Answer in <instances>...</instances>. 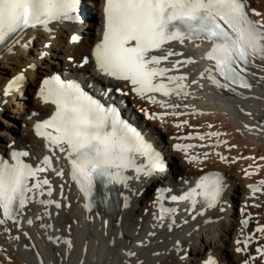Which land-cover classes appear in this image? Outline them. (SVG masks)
Listing matches in <instances>:
<instances>
[{"label":"bare ground","instance_id":"1","mask_svg":"<svg viewBox=\"0 0 264 264\" xmlns=\"http://www.w3.org/2000/svg\"><path fill=\"white\" fill-rule=\"evenodd\" d=\"M246 3L253 20H264V15H252L253 9L264 14V0ZM103 6L104 0H81L77 22L52 23L51 31L29 28L12 52H0V157L10 159L11 152L19 151L40 162L49 153L54 159L51 169L63 171L62 177L51 169L45 171L41 180L50 181L52 195H47L48 186H44L45 195L28 202L16 218L18 225L12 220L0 225V264H207L209 260L264 264L257 251L264 249V232L258 231L264 228V80L257 79L251 89L238 87L237 93L243 95L217 89L206 72L211 67L216 74L214 64L206 60L212 45L173 41L165 48L183 55L170 57L167 67L172 68L171 61L177 59L194 61L172 72L187 77L188 95L141 98L130 82L106 76L96 65L94 51L104 33ZM256 65L251 71L264 76V61L257 60ZM55 73L77 77L88 88L117 98L118 104L125 101L122 114L143 131L164 169L105 190L107 203L89 210L80 185L71 179L67 152L50 149L47 139L35 130L37 123L50 119L55 111V105L40 96L43 78ZM19 74L24 75L21 86L5 95ZM217 79L223 82L218 75ZM117 89L126 95L116 96ZM160 101L180 107H163ZM147 112L157 118L147 119ZM212 132L220 135L209 136ZM177 144L195 146L181 151L175 148ZM221 155L227 159L221 160ZM190 156H198L201 162H190ZM137 163L146 160L138 157ZM207 173L223 177L224 191L216 207L201 212L199 203L195 211L187 204L175 217L159 218L160 204L167 208V199L157 202L158 188L167 189L168 196L180 195ZM126 175L136 174L129 170ZM250 186L261 191L253 193ZM96 193L100 201L99 183ZM41 200L56 201L61 207L41 204ZM129 251L135 255L129 257Z\"/></svg>","mask_w":264,"mask_h":264},{"label":"snow or ice","instance_id":"2","mask_svg":"<svg viewBox=\"0 0 264 264\" xmlns=\"http://www.w3.org/2000/svg\"><path fill=\"white\" fill-rule=\"evenodd\" d=\"M104 4L103 39L94 51L96 65L104 75L130 82L133 91L141 98L154 92L164 96L173 92L185 97L188 95L184 83L187 77L167 74L182 64L194 61L191 58L183 61L177 59L171 61L172 68L160 66L162 61H169L172 56L183 55L165 48L173 41L181 45L186 40L212 44L206 58L214 61L216 74H213L211 67L206 72L207 78L218 89L243 95L237 93V87L251 89L257 79L264 80V76L257 77L251 71L257 67V60L264 61V20H253L249 16L246 0H104ZM80 8L81 0H0V52H12L29 28L51 31L49 25L52 23L77 22ZM252 15L260 17L264 14L253 9ZM72 39L75 41L77 37ZM196 46L199 47V44ZM156 51H162L163 54H151ZM83 63H88L87 57ZM217 75L223 82L217 79ZM157 77H166L169 83L162 80L155 82ZM23 80V75L14 77L4 94L18 89ZM192 83L198 82L193 80ZM169 84L173 87H169ZM40 96L45 103L55 105V112L50 119L35 125L36 134L47 139L50 149L58 147L61 152H67L71 163V179L80 185L88 198L86 207L89 210L96 202L97 183L101 187L100 202L106 204L108 197L105 190L116 185L125 186L133 178L151 177L164 169L161 157L135 128L120 118L115 107H106L77 83L66 82L59 77L45 79ZM147 99L157 103L151 96H147ZM159 103L163 107H180L163 101ZM155 118V114L149 116V119ZM44 129H53L55 134L42 131ZM208 135L220 134L212 132ZM199 138L204 139L203 136ZM190 147L193 146L175 145L181 151ZM27 155L13 151L10 159L0 157V213L3 217L0 218V225H4L6 220L18 225L16 218L22 214L28 202L37 195H45L44 186H48L47 195H52L50 181L38 178V173L51 169V158L45 157L43 166L33 168L22 158ZM138 157L145 158L146 163H137ZM220 159L226 160L227 157L221 155ZM189 161L201 162L198 156H190ZM129 170L135 172V177L126 175ZM56 175L62 177L63 171H56ZM250 187L253 193L261 191L257 186ZM223 191V177L211 173L201 176L195 187L180 195L168 196L167 189H158L157 202L162 199L188 202L192 211L199 203L200 211L203 212L217 206ZM40 203L61 207L52 200H41ZM160 207V219L176 211L165 208L162 203ZM27 222L33 223L32 220ZM258 231L264 232V228ZM66 243L71 244L70 241ZM257 251L264 257V249L258 248ZM134 255L128 252L129 257ZM207 264H215V261L209 260Z\"/></svg>","mask_w":264,"mask_h":264}]
</instances>
